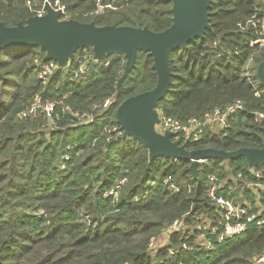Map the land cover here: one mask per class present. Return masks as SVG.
<instances>
[{
	"label": "trees",
	"instance_id": "16d2710c",
	"mask_svg": "<svg viewBox=\"0 0 264 264\" xmlns=\"http://www.w3.org/2000/svg\"><path fill=\"white\" fill-rule=\"evenodd\" d=\"M46 1L63 5L70 18L98 25L160 31L172 22L171 0H131L100 14L93 13L96 0H0V20L25 21ZM262 6L212 0L204 36L171 52V85L157 109L186 119L236 98L244 102L230 127L207 129L199 141L185 143L188 149L264 147V115L258 116L264 114V87L257 76L264 47L249 44L256 35L243 25ZM45 54L32 45L0 50V264H255L264 251V224L252 223L222 241L207 230V246L196 241L197 221L209 219L212 226L221 214L208 195V174L234 185L221 189L227 196L241 191L255 204L264 200V187L254 189L264 185V164L252 168L244 157L211 158L199 163L195 177L190 160L151 159L146 145L124 137L118 105L157 83L147 51H138L118 95L123 54L95 60L92 48L78 49L67 67L43 80L38 71ZM85 62L88 71L76 76ZM36 94L62 102L51 115L22 117ZM106 99L111 103L103 106ZM84 113L92 120L85 121ZM122 178L118 194L109 195ZM176 219L193 225L192 232H172L169 244L153 252L151 238ZM183 242L192 247L182 248Z\"/></svg>",
	"mask_w": 264,
	"mask_h": 264
},
{
	"label": "water",
	"instance_id": "95a60500",
	"mask_svg": "<svg viewBox=\"0 0 264 264\" xmlns=\"http://www.w3.org/2000/svg\"><path fill=\"white\" fill-rule=\"evenodd\" d=\"M171 1L172 22L160 31L147 25H98L93 20L63 18L64 10L46 1L43 14L28 16L25 21L20 20L13 25L0 20V50L40 46L45 50V59L56 61L60 69L68 66L78 49L92 48L95 60L123 54L126 62L116 84L117 95L124 79L135 66L138 51H147L153 58L157 83L151 89L127 97L118 105L116 118L124 137H132L146 145L151 159L166 157L190 160L189 168L195 177L199 163L211 158L224 160L244 157L252 168L263 165L264 147L188 149L173 138L171 130L161 132L157 129L160 122L157 106L171 85V52L185 47L194 38L203 37L206 29L211 27L209 8L212 0ZM257 76L264 87V60L257 67Z\"/></svg>",
	"mask_w": 264,
	"mask_h": 264
},
{
	"label": "built area",
	"instance_id": "2783aa9c",
	"mask_svg": "<svg viewBox=\"0 0 264 264\" xmlns=\"http://www.w3.org/2000/svg\"><path fill=\"white\" fill-rule=\"evenodd\" d=\"M131 0H96V6L93 13H104L108 9H118L124 5H127ZM257 2L263 3L264 0H255ZM53 5V4H52ZM55 8H62L65 14V7L56 2L53 5ZM259 8V7H258ZM44 13L46 10H41ZM258 13H263L259 15ZM248 27L254 30L255 37L250 39L249 44L251 46L264 47V11H254L245 22ZM58 68V64L54 60H48L40 64L38 77L47 80ZM89 69V65L85 62L82 63L76 70L75 75L85 74ZM61 100H44L40 94H36L33 100L23 109L21 112L22 117L35 116L38 113H44L46 115H51L55 109L57 103H61ZM111 103V99H106L103 106H107ZM244 108V102L241 98H236L233 101L227 103L224 106H216L211 110L204 112L200 116H191L186 119H180L171 114H166L159 110L160 122L157 125V129L161 132L165 130H171L174 133L173 138L178 140L179 143L185 144L186 142H196L199 141L207 129H222L230 127L231 118L241 109ZM264 114L260 112L259 117ZM82 117L85 121L92 120V115L84 113ZM205 160H202L203 162ZM257 177L261 175L259 171L254 170L253 172ZM241 174H239L240 176ZM208 180V195L211 201L218 207L221 211L220 218L216 223H213L212 227L208 229L206 226H198L200 231V236L205 239V244L210 246L211 239L207 238V230H209L217 239V241H222L225 238L239 235L246 231L248 227L253 223L257 226L264 224V200H260L258 197L255 204H253L249 199L244 198L248 201L241 200V194L238 193L235 196H227L221 189L227 186L229 191L234 189V185L229 183L226 185V181L222 183V179L216 173H210L207 176ZM125 178H122L118 183L114 185L108 194L116 196L118 194V189L121 184H123ZM264 187V185H263ZM183 224V219L174 220L165 231L175 232L180 230ZM152 237L149 243L151 249H154V239ZM182 248H190L187 242L182 243ZM170 254H173V248L169 250ZM255 264H264V251L261 252L255 258Z\"/></svg>",
	"mask_w": 264,
	"mask_h": 264
},
{
	"label": "rangeland",
	"instance_id": "374dc122",
	"mask_svg": "<svg viewBox=\"0 0 264 264\" xmlns=\"http://www.w3.org/2000/svg\"><path fill=\"white\" fill-rule=\"evenodd\" d=\"M42 12V11H41ZM71 12H67V14H64L65 15V18H70L69 16L71 15L70 14ZM41 14H43V13H41ZM63 15V16H64ZM226 181V179H224L223 181H222V183H224ZM261 186H263L262 184H259L256 188H254L255 190H258V188L259 187H261ZM241 200H245V201H248V200H246L244 197H243V195H241ZM205 218H207V217H205ZM205 223H202V221L200 222V221H197V226H202V228L204 227V226H206L207 228H210V227H212V226H210L211 225V222H210V220L209 219H205ZM186 229H188V231L191 233L192 232V229H193V225H191V224H186L185 222H184V220H183V224H182V227H181V231L182 232H184L185 233V230ZM155 238V241H154V249H151L153 252H155V251H157L158 250V248H160V247H163V246H166V245H168L169 244V242H170V232H167V231H162V232H160L159 234H157L156 236H154ZM197 239H196V241L197 242H199V243H204L205 244V239L204 238H202L200 235H198L197 237H196Z\"/></svg>",
	"mask_w": 264,
	"mask_h": 264
},
{
	"label": "crops",
	"instance_id": "0c3cea01",
	"mask_svg": "<svg viewBox=\"0 0 264 264\" xmlns=\"http://www.w3.org/2000/svg\"><path fill=\"white\" fill-rule=\"evenodd\" d=\"M239 193L244 196V194L241 191Z\"/></svg>",
	"mask_w": 264,
	"mask_h": 264
}]
</instances>
